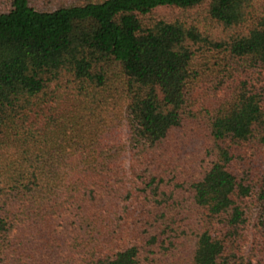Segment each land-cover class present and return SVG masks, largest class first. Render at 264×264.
<instances>
[{"label": "trees", "instance_id": "trees-1", "mask_svg": "<svg viewBox=\"0 0 264 264\" xmlns=\"http://www.w3.org/2000/svg\"><path fill=\"white\" fill-rule=\"evenodd\" d=\"M0 264H264V0H0Z\"/></svg>", "mask_w": 264, "mask_h": 264}, {"label": "rangeland", "instance_id": "rangeland-1", "mask_svg": "<svg viewBox=\"0 0 264 264\" xmlns=\"http://www.w3.org/2000/svg\"><path fill=\"white\" fill-rule=\"evenodd\" d=\"M162 13H163L164 15H168V14H171V15L173 14V15H174L175 12H171V11H165V10H163ZM171 15H169V16H171ZM166 17H167V16H166Z\"/></svg>", "mask_w": 264, "mask_h": 264}]
</instances>
